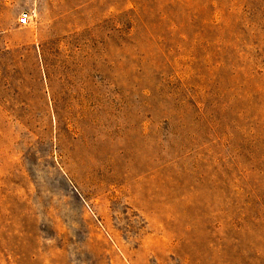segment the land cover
<instances>
[{"label": "rangeland", "instance_id": "374dc122", "mask_svg": "<svg viewBox=\"0 0 264 264\" xmlns=\"http://www.w3.org/2000/svg\"><path fill=\"white\" fill-rule=\"evenodd\" d=\"M0 264H264V0H0Z\"/></svg>", "mask_w": 264, "mask_h": 264}, {"label": "built area", "instance_id": "2783aa9c", "mask_svg": "<svg viewBox=\"0 0 264 264\" xmlns=\"http://www.w3.org/2000/svg\"><path fill=\"white\" fill-rule=\"evenodd\" d=\"M30 16L26 13H21L18 16L17 24L19 27H25L29 22Z\"/></svg>", "mask_w": 264, "mask_h": 264}]
</instances>
